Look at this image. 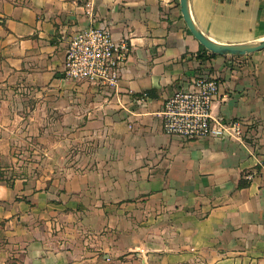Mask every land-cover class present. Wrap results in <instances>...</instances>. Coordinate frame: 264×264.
Segmentation results:
<instances>
[{"label":"crops","instance_id":"crops-1","mask_svg":"<svg viewBox=\"0 0 264 264\" xmlns=\"http://www.w3.org/2000/svg\"><path fill=\"white\" fill-rule=\"evenodd\" d=\"M190 7L217 42L264 39V0ZM90 26L131 44L118 89L65 75ZM188 30L180 0H0V264H264V50L212 57ZM200 76L250 144L164 133Z\"/></svg>","mask_w":264,"mask_h":264},{"label":"built area","instance_id":"built-area-1","mask_svg":"<svg viewBox=\"0 0 264 264\" xmlns=\"http://www.w3.org/2000/svg\"><path fill=\"white\" fill-rule=\"evenodd\" d=\"M130 54L128 39L116 40L107 27L90 26L71 38L65 53V75L75 82L87 81L118 89ZM220 89L216 78L200 76L175 91L160 112L164 133L186 141L214 139L250 144V121L223 120L213 115ZM147 97L144 93L141 100ZM247 178L251 180L253 175Z\"/></svg>","mask_w":264,"mask_h":264},{"label":"water","instance_id":"water-1","mask_svg":"<svg viewBox=\"0 0 264 264\" xmlns=\"http://www.w3.org/2000/svg\"><path fill=\"white\" fill-rule=\"evenodd\" d=\"M184 21L193 37L209 52L219 56H247L264 50V39L245 43H220L207 36L192 17L190 0H180Z\"/></svg>","mask_w":264,"mask_h":264},{"label":"trees","instance_id":"trees-1","mask_svg":"<svg viewBox=\"0 0 264 264\" xmlns=\"http://www.w3.org/2000/svg\"><path fill=\"white\" fill-rule=\"evenodd\" d=\"M188 31H189V30H188ZM189 33L191 34L190 31H189ZM201 49L204 50V51H207L208 53H210V56H212V57L217 56L216 54L209 52V51H208L207 49H205V47H203L202 45H201Z\"/></svg>","mask_w":264,"mask_h":264}]
</instances>
